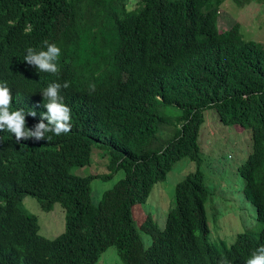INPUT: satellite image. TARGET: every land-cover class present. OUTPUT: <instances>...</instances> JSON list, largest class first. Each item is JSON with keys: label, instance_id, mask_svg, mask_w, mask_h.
Listing matches in <instances>:
<instances>
[{"label": "trees", "instance_id": "16d2710c", "mask_svg": "<svg viewBox=\"0 0 264 264\" xmlns=\"http://www.w3.org/2000/svg\"><path fill=\"white\" fill-rule=\"evenodd\" d=\"M211 1L0 0V36L11 47L35 33L61 49L59 74L44 82L69 84L60 93L72 125L39 141L12 133L0 141V264H98L110 247L122 264H241L264 246V44L246 39L240 22L221 31V0ZM208 110L251 134L238 172L263 224L222 250L208 238L200 143ZM185 158L197 170L176 186L162 230L142 207ZM84 167L97 174L72 172ZM119 172L123 179L95 204L92 181ZM27 197L46 212L59 204L65 232L41 236L39 219L21 204Z\"/></svg>", "mask_w": 264, "mask_h": 264}, {"label": "rangeland", "instance_id": "374dc122", "mask_svg": "<svg viewBox=\"0 0 264 264\" xmlns=\"http://www.w3.org/2000/svg\"><path fill=\"white\" fill-rule=\"evenodd\" d=\"M216 0L209 4V8ZM239 5L235 0H221L219 29L232 28L236 22L242 25V33L246 39L264 44V0H243ZM180 115L176 112L173 118ZM205 127L202 129L200 143L205 154L203 172L205 183L210 191L208 221L215 215V220L224 228L237 223L240 219L244 232L248 229L259 232L262 224L256 220V210L252 203L245 199L244 180L238 169L248 159L252 151L251 134L239 126L226 127L219 121L213 110L205 112ZM98 161V159H97ZM197 170L196 164L185 158L178 161L168 174L166 181L155 185L147 203L142 207L143 215L154 217L161 229L165 228L169 211L175 205L176 186L185 177ZM80 176L97 174L94 167L73 169ZM121 179L123 172L117 173L110 180L96 179L92 181V196L98 204L103 194L111 190ZM25 210L39 219L40 235L55 239L66 230V214L59 204L51 212L42 210L35 198L27 197L21 203ZM22 207V208H23ZM136 215L141 223V217ZM146 248L151 244V238L142 234ZM231 239L227 241L231 245ZM98 264H122L115 247H110L101 257Z\"/></svg>", "mask_w": 264, "mask_h": 264}, {"label": "clouds", "instance_id": "9594fccd", "mask_svg": "<svg viewBox=\"0 0 264 264\" xmlns=\"http://www.w3.org/2000/svg\"><path fill=\"white\" fill-rule=\"evenodd\" d=\"M26 30H30V25ZM60 54L61 49L58 46L38 38L35 33L27 39H21L15 47H11L0 36V141L5 142V137L9 138L11 133L19 142L29 138L39 141L45 139L48 133L59 136L71 131V109L60 93L61 87L67 88L69 84L66 82L62 86L58 82H53L47 85L44 82L45 75L59 74ZM91 87L94 90V85ZM15 100L18 101V108L14 107ZM11 106L13 111H10ZM36 109H39L38 114ZM37 117L41 122L35 125V129L27 128L26 124L30 119L36 120ZM44 120L48 123H44L47 122ZM47 139L51 137L48 136ZM210 202L209 199L208 208ZM18 205H21L20 202ZM255 210L256 220L261 223L258 211L256 208ZM208 212L207 209V216ZM239 222L240 219L237 223L229 224L228 228H224L215 220L214 215L209 224L208 238L211 244L218 250L229 249L236 243L235 239L239 234L249 232L258 235L263 228L261 223L262 228L259 232L251 229L241 232L242 227ZM230 239L233 243L228 245L227 241ZM247 252L249 256L245 257L241 264H264V246L253 252ZM219 264H228V261L222 259Z\"/></svg>", "mask_w": 264, "mask_h": 264}]
</instances>
